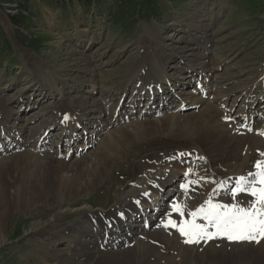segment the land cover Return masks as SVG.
I'll return each instance as SVG.
<instances>
[{
	"label": "rangeland",
	"instance_id": "374dc122",
	"mask_svg": "<svg viewBox=\"0 0 264 264\" xmlns=\"http://www.w3.org/2000/svg\"><path fill=\"white\" fill-rule=\"evenodd\" d=\"M15 2L0 0V112L3 107L10 106L14 111L12 116L0 117V127H5L4 132L0 130V140L8 137L7 129L14 126L12 119L16 115L19 118L14 126L17 130L30 127L35 130L32 133L42 131V120L52 122L49 116L53 115L55 100L60 97L57 91L64 94L59 101L61 103L69 104L77 98L88 101V104L111 101V108L117 107L116 112H122L124 116L120 115V123L110 124L106 131L97 135L93 133V141L88 136L84 139L81 137L72 151L66 146L67 136L57 128L50 131V141L42 146L34 142L25 145L26 134L22 136L23 139L10 135L14 148L0 154V176L1 171L12 165L18 156H31L33 165L25 172L20 170L21 164L15 167L18 173L12 172V175L0 178L3 189L8 193L13 194L18 190L17 193L21 191L20 195L25 194L19 206L9 205L0 210V264H98L100 259L107 260L108 253L121 260L123 255L142 248L148 251V264H235L229 262L225 255L230 243L244 246L245 240L242 238L248 235H252V240H247L251 248L257 247V242H264L263 234L257 237L256 232L250 229L257 220L252 217L253 214L249 215L251 220H240V224H244L239 229L240 235L230 236V243L219 233L213 232L212 235L206 223L208 217H204L209 208L215 211L211 210L213 205L222 215L223 212L233 213L234 206L238 204L250 210L254 206L253 210H257L264 202V190L258 196H252L239 192L237 188L240 186H237V192L234 185L225 192L228 186L221 188L230 180V176L236 177L233 178L235 183L251 173L262 172L261 164L257 162L264 159V133L260 131L264 125L263 116L254 118L256 127L260 129L249 133L252 138L247 141L244 157L221 166L212 167L201 153V144L196 136L190 132L183 133L176 127L146 132L140 126L132 141L111 148L105 142L109 133L119 137L122 129L136 132L133 129L141 122L165 121L170 117L182 121L188 116H199L207 104L218 108L221 118L231 116H228L229 121L233 117L248 115L247 107L264 114V107L260 108L264 103V84L260 81L264 67V0H149L146 3L131 0L120 9L112 8L111 18L105 12L107 15L86 12L75 3L64 6L68 0L61 3L31 0L26 10H17ZM104 2L112 5L114 0ZM153 52H159L169 68L177 65V70L171 73L175 78L174 85L173 80L161 87V90L168 89L176 96L167 104L164 102V110L163 102L155 95L153 100L146 86L128 81L145 54L150 57ZM205 57L212 61L209 68L214 67L212 80L207 81L213 90H210L208 97L201 95L199 78L187 77L190 75L187 67L200 70L206 62ZM38 69L40 72L36 71ZM231 76L237 77L226 82ZM41 81H52L55 91L47 89L44 86L46 83ZM122 85H128V94L122 93ZM230 87L236 92L230 94L226 108H223L221 100H212L219 90ZM150 89L155 91L158 88L152 86ZM40 93L43 97L41 100ZM135 93L138 102L133 110L128 103ZM19 96L30 98L33 103L28 105L30 108L18 109L12 104ZM195 97L203 101L197 105L182 106L184 102L190 104ZM234 97L238 99L234 103L236 107L229 114L226 109H229ZM118 98L119 102L116 101ZM148 111L149 116L146 115ZM116 117L117 113L113 114V118ZM81 128L91 132V129ZM60 134L59 147H55L52 141ZM238 136V133L234 135ZM206 137L204 141H210V137ZM186 153L197 156L193 160L184 158ZM103 154H107L110 162L99 173L102 168L97 159ZM225 155L220 160L224 161ZM49 159H57L64 165L57 174L63 182L60 183L61 187L54 184L53 173L46 172L47 168L53 166ZM176 160L178 166L174 169L172 164ZM173 170L179 171L175 185L172 188L166 185L163 191L167 193V190L176 189L157 203V208L162 211L157 216L154 228L150 226L140 230L142 220L146 219L143 216L153 213L150 211L153 208H148L141 211L143 216L137 215L123 221L126 225L136 226L141 236L119 247H100L93 258L77 249L79 239H86L83 227L93 225L99 228L94 218L121 211L131 203V199L127 198L129 194L145 191L144 197L150 201L153 197L149 187H153L152 183L155 182L151 180L161 175L167 176ZM91 172H94L93 175ZM45 173H49L48 178L43 177ZM21 176H30L29 182L34 184L32 193L27 192V195L19 189L17 184ZM70 193L72 195L66 197ZM179 196L183 200H179ZM154 202L151 201V204L154 205ZM200 208L201 211L207 209L201 212ZM194 213L199 216V223L204 224V227L200 224L201 229H198L201 233L195 235L200 237L198 240L188 234V218L185 219ZM196 214L194 217L197 218ZM44 220L49 221L41 228L38 224ZM253 239L258 240L255 242ZM205 252L212 254H206L207 258H204Z\"/></svg>",
	"mask_w": 264,
	"mask_h": 264
},
{
	"label": "bare ground",
	"instance_id": "6f19581e",
	"mask_svg": "<svg viewBox=\"0 0 264 264\" xmlns=\"http://www.w3.org/2000/svg\"><path fill=\"white\" fill-rule=\"evenodd\" d=\"M181 49L183 50V46L181 47ZM181 53H183V52H181ZM204 59L206 60V62L200 70H197V69L195 70V68H193V67H187L189 70L188 73L190 74L187 77L189 79L193 78L195 76L197 78H199L198 80L200 82H198V83L201 84V87H200L201 95H204V97L205 96L208 97V93L210 92L212 87L209 86V83L207 81L212 78L211 77L213 75L212 70L214 69V67L209 68V65L212 64V61L207 57H205ZM166 65L167 64H164V59L159 54V52H155V53L153 52L150 55V57L147 54H145L144 59L139 61V63L136 65L135 69L130 74L129 78L127 77L128 81L129 82L133 81L132 83H134V81H135L136 84L139 83L140 85H143L146 87H151V86L155 85V86L161 88V86L164 84V82L165 83L168 82V84H169L170 81L174 80V82H173V85H174L175 78L173 77V75L171 73H173V71L177 70V65H172L170 68ZM217 65L218 64H216L215 66H217ZM36 71L40 72L39 69ZM46 73H47V71H46ZM236 77L231 76L230 78L226 79V82L233 81ZM260 81L264 84V67L262 68V73L260 75ZM41 82L46 83V85H44V86H47V89L49 88L50 90L52 89L53 91H55L54 84L52 83V81H50V82L41 81ZM129 82H128V84H129ZM145 89H147V88H145ZM121 91H122V93L128 94L130 92V89H129L128 85H124L122 87ZM211 91L213 92V90H211ZM234 91L236 92V90L232 89L231 87L226 89V90H223V91L219 90L218 95L216 94L217 97L212 98V100L215 102H218L219 100H221V102L223 103V108H226L225 106H226L227 101H228L227 99L230 98V94ZM117 92H118V90H117ZM56 93L60 97H59V99L57 98V100H55V102L57 101V103H56V106L54 108L53 115L51 114L49 116L50 118H52V122L42 120L41 124H43V126H42L43 130L40 132L39 131L37 132V130H36L35 133H32L35 130L30 129V127L24 128L21 130H17L16 127H14L15 125H17L16 122L19 119L18 115H16L15 118L13 117V119H12V125H14V126L11 125L12 127H9L7 129L9 131L8 137H5L3 139L4 141L0 140V154L6 153L9 150L14 148V146H12L13 143L10 142V139H9L10 135H13L14 138L19 137V138L23 139L22 136L24 134H26L27 140L26 141L24 140L25 145H28L30 142H34L35 145L42 146L47 141H50V139L52 137V135L50 134V131L54 128L60 129L61 134L67 136L66 138H68V139H67L66 146L68 147L69 151H72L75 147L74 144L76 142L79 143L80 139H82L81 137H83V139H84V138H86L85 136H88L87 138L90 141H93V137H94L93 133H95L97 135L99 132L106 131L105 128L109 127L110 124L113 125V123H115V122L117 124L120 123L121 120H119V118H118L120 115L124 116V114H122V112H116L117 107L111 108V105H112V104H110L111 101L109 103L107 101V102L100 103V104L95 103V102L93 104H90V103L88 104V101H86L84 99L77 98V99H75V101H73L69 104H66V103L59 102L60 99L62 100V97H64V94L61 91H57ZM157 95H158L160 101L163 102V108H162L163 110H164V105H165L164 102L166 103L167 101H170L172 98H174V99L176 98V96H173L169 90H164L162 92L159 91L156 94V97H157ZM239 95H241V94H239ZM218 96H219V98H218ZM236 96L239 97L238 95H236ZM41 99H43L42 94H41L40 100ZM237 100L238 99H236L234 97L233 100L231 101V105L230 106L227 105L229 107V109L227 108L226 111L228 110L229 114L236 107V105L234 103H236ZM116 101L119 102L120 98L116 99ZM202 101L203 100H201V98L195 97L190 104L184 102V103H182L183 104L182 106L187 107V106H190L192 104L197 105V104L201 103ZM118 102L115 103V106L118 105ZM137 102H138V98H137V95L135 93L134 96L130 98V101L128 103L129 104L128 107L130 109L135 110L137 108L136 107ZM105 103H107V104H105ZM12 104L16 105V107H18V109H20V108H27V107L30 108V106H28V105H31L33 103H32V101H30V98L24 97V96H19V97H17L16 101L13 102ZM121 107H124V106H121ZM261 107H264V103H262ZM247 108L249 110L248 115L247 114L244 115L243 118L241 116L240 117L237 116V118L233 117V119H230V121H229V120H227L229 115L228 116L226 115L227 116L226 118H221L222 116H221L218 108H215V107L207 104L205 109L202 111V114L199 116H195V117L194 116H188V117L184 118L182 121L179 120V118L170 117V118H167L165 121L157 120L156 122H147V123L141 122L139 124H136L135 128L133 129L136 132L131 133V132H128L126 129H122L120 131L121 134L119 137H114L113 135H111V133H109L108 139L105 142L110 144L109 145L110 148H111V146L115 147L116 144H118V145H121L122 143L125 144L126 142H129L132 138H134V136H136L138 134V128L140 126L144 127L143 130H145L146 132L149 130H152V129H160V128L161 129L162 128L170 129V128L176 127L179 131H182L183 133H189L190 132L194 136H196L197 141L201 144V153L207 157L208 163L212 167H214L215 165L221 166V165H224V163L229 162L230 160L240 161L242 159V157H244L243 156L244 155V149L247 145V141L252 138L249 135V133L250 132H256L260 129V127H256V125H255L256 122H255L254 118L257 115H259L261 117L263 116V118H264V114L261 112L259 113L258 111H253L251 109V107H247ZM12 111H13L12 106H10L8 108L3 107L1 109V112H0V115H1L0 117L5 118V117L10 116V115L12 116L13 115ZM13 113H14V111H13ZM115 113H117V117L113 118V114H115ZM146 115L149 116L150 112L148 111L146 113ZM229 117H231V116H229ZM146 118L147 117H145V119ZM123 120H124V118H123ZM146 125L149 127H146ZM81 127H86L87 130L91 129V132H87V131L85 132L84 128H81ZM4 128L5 127H0V130L4 132ZM81 129H83V131ZM242 129H244V130L242 131ZM261 130L264 132V125H262ZM14 131H16L17 133H14ZM237 133L240 136L234 137V135ZM61 134L59 137L55 138L52 141V143H55V147H59V142H60L59 140H61L60 137L62 136ZM206 136L210 137L209 138L210 141L209 140H208V142L204 141L205 138H207ZM226 153H227V155H225ZM224 155H225L224 161L220 160L221 159L220 157L224 156ZM196 156H194L193 153H186L183 155L184 158H189L192 160H193V158H196ZM113 157H117V155L113 154ZM108 159L109 158H108L107 154H103L100 157H98L97 161H98V163L100 162L99 164H100V167L102 168V169H100V171H98L99 173L103 172L104 168L110 162ZM113 159H115V158H113ZM16 160H19V161L17 162ZM16 160H14L12 165H8L7 168H5L4 170L1 171L2 173H1L0 178L1 177H7L9 175H12L13 173H18V171H16L17 169L15 167L21 166V164H22V167H21L22 169H20V170H24V171H25V169L27 170L31 165H33L32 161H31V156H26V155L18 156V158H16ZM22 160H24V161L22 162ZM189 161H191V160H189ZM49 163H52L53 166L47 168L46 172H52L54 175V180H55L54 184L57 183L56 185L59 184V187H61L62 185L60 183H63V182H62L61 177H59L57 174L63 169L64 165L61 162H58L57 159L56 160L55 159H49ZM176 163H178V162L174 161V163L172 164V168L175 169L178 166ZM257 163L261 164V166H260V168H262L261 173L253 174V175L251 173L247 177H244L245 180L242 179L236 183H234L235 179H233L236 177L230 176V180L225 182L226 185L222 186L221 188L225 189L226 186H228L230 184H237L238 185V183H239V184H241V186L239 188H237L239 192L244 193V194L246 193L247 195L249 194L252 196H256V195L258 196V194H260V192L262 190H264V159L257 162ZM178 172L173 170L172 173L168 174L167 176L161 175V177H157V178L154 177V180L153 179L151 180V181H155L152 184L154 186L155 185L156 186L155 187L154 186L149 187V190H151L152 197H153L150 201L145 199V197H144L145 191L144 190H143L144 191L143 193L137 192L136 195H130L129 194L127 196V198L131 199V203L128 206H125L121 211H117V213H115V214L110 213L111 215H109L107 217L94 218L93 221H96V223H98L100 227L94 228L93 225L83 227V232H84L86 239L85 240L79 239V241L81 243L79 241L78 242H79L81 247L79 246V247H77V249L82 251L84 255L93 258L94 254L97 253V251L99 250L100 247H105L107 249L112 248L114 246L119 247V246H122L124 243L131 241L132 238H134L136 236L137 237L141 236V233H139L137 231L138 228H136V226H132V224L126 225L123 223V221H124V219H129V218L133 219V217H135L137 215L143 216L144 214L142 215L141 211L146 210L148 208H151V209L153 208L150 211L155 212V214L150 213L149 215L146 216V219L142 220L143 225L140 226L141 227L140 230L143 231L145 226H148V227L152 226L153 227V225L155 224V221L157 219L158 214H161V211H162V210H160V208H157V203L160 202L162 199H164L165 196L168 197L170 195L169 193L170 192L172 193L173 190L176 189L174 187L173 190H167V193H166L163 191V188L166 185L169 188H172L175 185L174 180H175ZM93 173H92V175H93ZM48 174L49 173H45V175H43V177L48 178ZM27 175H29V174H26V176ZM26 176H21L20 181L17 185L19 186L20 190L26 192V194H27V192L29 193V192L33 191L34 184H31L29 182L31 175L29 177H26ZM43 180H44V178H43ZM49 182H50L49 179H47V184H49ZM9 183H10V181H9ZM66 183H69V182H66ZM207 187H208V185H206V188ZM17 191H15L14 193L12 192L13 194H11L10 192L8 193V190L6 191L3 189V181L0 182V210L6 209V206H9V205H14V206L20 205L21 197L24 196L25 194L23 193L20 195L19 193H21V191L19 193H17ZM71 195L72 194L70 193V194L66 195V197L71 196ZM263 195H264V193H263ZM253 198H255V197H253ZM178 199L183 200L181 198V196H179ZM255 199H257V197ZM22 200H23V198H22ZM151 201H153V202L155 201L154 205L151 204ZM189 201H190V199H189ZM246 202H244V203H246ZM177 203H179V201ZM263 203L264 202H262V205H260L259 209H257V210H253L255 208L253 206V209H251L252 212L247 206H245V205L243 206V205L238 204V205L234 206L236 211L234 210L232 213L231 211L227 212L225 210L227 212V214L223 212L224 214L222 213V215H220L221 213L218 210H216L215 205L211 206L212 207L211 210H215V211H210L209 210L210 208L207 206L209 209L208 210H206L207 208L205 209L206 210L205 217L206 218L208 217L207 220L210 221L213 225V226L211 225V227H209V228L214 229V233L221 234L223 237H225L224 239H227L225 241L229 242V241H231L230 236H233V237L237 236L238 237L240 235V233H238L239 229L244 225V224L243 225L240 224V222H241L240 220L242 218H246V219L251 220V217H249V215L251 216V214H253L252 217L257 219V220L255 223H252V224H254V226H252V224H251L250 229L254 230L256 232L257 237L259 235L263 234L262 237L264 238V204ZM137 204H139L141 207H138ZM231 206L232 205H230V207ZM224 207L226 208V206H224ZM251 207H252V205H251ZM232 209H234V208H232ZM203 210L204 209H202V211ZM200 211H201V208H200ZM189 212H191V211H189ZM195 214L196 213H194L193 215L190 214V215H188V217H185V219L188 218V226H187L188 227V230H187L188 234H191L193 239L197 238V240H198L200 237H196L195 235H196V233H199L200 230L198 231V229H201L200 224H202L203 222L199 223L198 215L196 214L197 215V218H196V216L194 217ZM144 217H145V215H144ZM48 221L49 220H44V222L38 224V226H40L42 228L44 226V224H46ZM202 225L204 227V224H202ZM156 226H158V225H156ZM160 229H162V228H160ZM196 230H197V232H196ZM245 233H247V232H245ZM199 234L197 236H200ZM211 234L213 235V231ZM216 234H214V236ZM142 236H144V235H142ZM243 236H245V234ZM251 236L252 235H248V236L242 238L245 240L244 246L235 245V244H232L229 242L230 243L229 251L227 253H225V255L227 256V260L229 262L235 263V264H264V242H262L260 240L261 242L256 243L257 247L251 248V247H249V241H247V240H252ZM203 237H204V235H203ZM206 238H207V236H206ZM206 238H204V240ZM204 240H202V241H204ZM256 240H258V239H256ZM256 240H254V241L256 242ZM174 241H175V239H174ZM195 241H196V239H195ZM205 241L210 242L209 240H205ZM204 242H202V243H204ZM209 249H212V248L209 247ZM147 252H146V249L142 248L139 251L129 252L125 256L123 255L121 260H119L118 258L113 256V254L111 255L110 253H108L109 255L106 256L107 260H101L100 259V261H98L97 263L98 264H148L147 262H148L149 256H148ZM206 254H209V256H211L210 254H212V252H205V256L203 255L204 258H207ZM217 264H219V263H217Z\"/></svg>",
	"mask_w": 264,
	"mask_h": 264
},
{
	"label": "trees",
	"instance_id": "16d2710c",
	"mask_svg": "<svg viewBox=\"0 0 264 264\" xmlns=\"http://www.w3.org/2000/svg\"><path fill=\"white\" fill-rule=\"evenodd\" d=\"M17 7V10H26V8L28 7V3L31 0H15ZM42 2H51V3H61L62 0H41ZM131 0H114L113 4H104V0H68V3H64V6L68 5V4H77L79 6H81L82 10H85L86 12L88 11H95L98 14H103V15H109L108 17H112L110 12L112 11L111 9L116 8V9H120V6H126V4H128ZM148 2L149 0H140V2ZM63 6V8H64ZM107 14H105V13ZM15 21V19H14ZM19 22H16L15 24H18Z\"/></svg>",
	"mask_w": 264,
	"mask_h": 264
}]
</instances>
